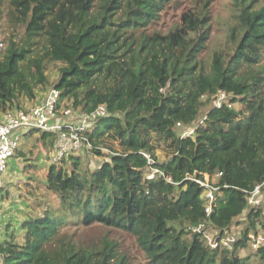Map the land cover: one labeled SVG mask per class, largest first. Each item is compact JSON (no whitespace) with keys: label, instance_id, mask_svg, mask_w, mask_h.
<instances>
[{"label":"trees","instance_id":"obj_1","mask_svg":"<svg viewBox=\"0 0 264 264\" xmlns=\"http://www.w3.org/2000/svg\"><path fill=\"white\" fill-rule=\"evenodd\" d=\"M5 1L9 23L24 34L0 52V114L21 109V97L33 101L47 85V65L57 63L59 105L69 100L85 114L103 106L107 116L86 133L102 163L90 170L72 155L69 170L68 157L51 163L45 188L56 206L24 220L21 242L13 234L0 242V263L136 264L109 234H77L100 226L131 236L147 264H264V245H249L250 234H264V209L246 200L264 183V0H231L225 46L206 63L209 0H195L166 31L157 26L180 0ZM218 92L241 110L211 107L193 135L181 137L177 125L198 123ZM143 154L163 176L146 178ZM218 173L207 214L204 188L193 180ZM237 225L241 236L222 247Z\"/></svg>","mask_w":264,"mask_h":264},{"label":"rangeland","instance_id":"obj_2","mask_svg":"<svg viewBox=\"0 0 264 264\" xmlns=\"http://www.w3.org/2000/svg\"><path fill=\"white\" fill-rule=\"evenodd\" d=\"M182 2L178 10L170 8L167 14L163 17V21L158 24V28L164 31L168 30L176 21H179V15L184 9H189L193 6L195 0H180ZM4 4L1 11L0 18V52L6 48L7 39L11 35L15 36L16 42H20L21 37L24 34V27L21 25L15 28L11 26L8 18L9 7ZM210 16H211V36L208 43V50L202 54V59L206 63L209 61L211 52L213 50L222 48L225 46V39L229 27L234 23L233 14L234 9L231 0H209ZM60 65L57 63H50L46 68L47 85L42 90L36 92V98L33 101H28L25 98H19L18 104L21 109H27L34 105H37L39 101L53 88V85L58 77V69ZM212 100H210L209 106H204L199 121L204 120V116L212 107ZM230 100V96L228 97ZM229 102V101H228ZM72 107L71 101L64 100L60 108ZM232 108L235 110H241L239 104L233 103ZM61 122L76 121L62 117L58 114ZM2 120V114H0V121ZM195 123V127L198 125ZM185 129H192L191 127H184L178 130V133H182ZM40 133H32L22 137L19 148L16 151L14 157L8 163L7 172L4 176V195L0 206L2 212L0 215V240L11 237L13 234L14 241L21 242L24 232L22 230L23 218L31 217L34 215H40L47 206L55 207L57 199L55 196L47 192L45 188V179L47 175V169L51 164V158L55 153V139H48L42 141L40 139ZM165 149L161 146L155 156L159 161H162L165 156ZM70 157L80 158V162L83 168L95 169L102 163L104 158L98 157L93 153L75 154ZM70 157L63 163L64 167L69 170L71 168ZM148 173V169L145 170V174ZM213 182V181H211ZM4 208V209H3ZM4 211V212H3ZM242 225V224H240ZM233 226L230 230L235 238L241 236V226ZM7 228V229H6ZM211 233V229H209ZM67 231V230H66ZM73 232L74 230H68ZM78 235L83 238H98L104 234H109V237L119 241L121 251L129 255L132 261L136 264H147L144 254L138 250L134 239L120 231L107 230L104 227L94 226L90 229L79 228ZM209 234V235H210ZM78 237V239H81ZM249 247L246 246L240 253L243 255L248 252Z\"/></svg>","mask_w":264,"mask_h":264},{"label":"built area","instance_id":"obj_3","mask_svg":"<svg viewBox=\"0 0 264 264\" xmlns=\"http://www.w3.org/2000/svg\"><path fill=\"white\" fill-rule=\"evenodd\" d=\"M59 97L60 92L53 87L37 105L3 114L2 120L0 121V201L8 163L18 150L22 137L30 131L50 133L55 136L56 150L51 158L52 164L59 165L68 155L91 153L92 145L86 137V133L94 127L99 119L107 116L105 108L99 106L93 113L85 114L79 110H73L71 107L60 108ZM228 97L229 95L224 92H218L213 97L212 108H221L224 106L232 108V103L228 100ZM58 114L69 119H74L76 116L77 120L74 122H61ZM200 123L202 121L198 124ZM182 128L184 127L179 124L177 125L178 130ZM191 128L185 129L180 136H192L194 127ZM143 155L149 164L147 168L148 173L145 174L146 178L153 179L155 176H163V173L154 168L149 156L146 154ZM220 176L221 173H218L211 178L205 176L203 180H193L204 188L203 200L207 214L210 213L216 198V193L219 190V187L214 183ZM246 195V200L250 207L264 209V183L257 185L252 191L246 193ZM212 236L206 233L205 239L207 245L215 248L217 244L212 241ZM249 239V245L252 249H257L264 245L263 233H259L256 236L250 234ZM235 240L237 238L232 234H226L221 240V245L224 248L230 249Z\"/></svg>","mask_w":264,"mask_h":264},{"label":"crops","instance_id":"obj_4","mask_svg":"<svg viewBox=\"0 0 264 264\" xmlns=\"http://www.w3.org/2000/svg\"><path fill=\"white\" fill-rule=\"evenodd\" d=\"M4 209V208H3ZM2 210V207L0 206V215H1V211ZM4 212V211H3ZM26 219V217L25 218H23V221H22V223H24V220ZM3 240V239H2ZM0 242H1V240H0Z\"/></svg>","mask_w":264,"mask_h":264}]
</instances>
